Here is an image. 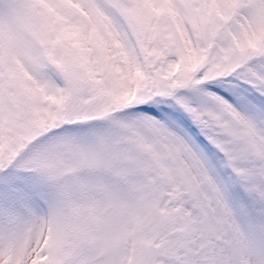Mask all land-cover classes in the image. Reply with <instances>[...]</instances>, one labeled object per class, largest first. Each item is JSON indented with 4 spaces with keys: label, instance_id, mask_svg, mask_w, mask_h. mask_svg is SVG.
I'll return each instance as SVG.
<instances>
[{
    "label": "snow or ice",
    "instance_id": "1",
    "mask_svg": "<svg viewBox=\"0 0 264 264\" xmlns=\"http://www.w3.org/2000/svg\"><path fill=\"white\" fill-rule=\"evenodd\" d=\"M0 264H264V0H0Z\"/></svg>",
    "mask_w": 264,
    "mask_h": 264
}]
</instances>
